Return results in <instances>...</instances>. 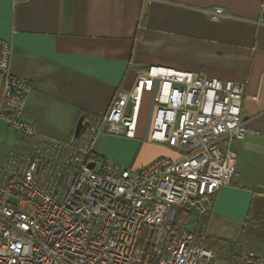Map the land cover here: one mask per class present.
Returning a JSON list of instances; mask_svg holds the SVG:
<instances>
[{"label":"built area","instance_id":"1","mask_svg":"<svg viewBox=\"0 0 264 264\" xmlns=\"http://www.w3.org/2000/svg\"><path fill=\"white\" fill-rule=\"evenodd\" d=\"M208 14L228 18L220 8ZM11 56L12 44L0 38V121L26 139L0 165V264H264L245 248L220 259L203 231L177 220L182 206L207 215L238 175L245 83L150 66L77 136L40 140L24 115L31 84L11 73ZM146 94L147 136L177 158L137 170L101 158L94 144L103 132L135 136Z\"/></svg>","mask_w":264,"mask_h":264},{"label":"crops","instance_id":"2","mask_svg":"<svg viewBox=\"0 0 264 264\" xmlns=\"http://www.w3.org/2000/svg\"><path fill=\"white\" fill-rule=\"evenodd\" d=\"M215 8L228 18L212 20ZM0 38L12 44L11 73L31 84L24 115L40 140L69 138L79 117L103 115L116 91L130 90L150 66L245 83L238 175L216 193L203 226L234 223L239 235L254 195L264 193V0H0ZM2 87L0 75V95ZM140 132H103L94 150L134 170L160 156L177 158L146 131L142 143ZM25 145L0 121V165ZM252 247L262 252L257 244L244 248Z\"/></svg>","mask_w":264,"mask_h":264},{"label":"trees","instance_id":"3","mask_svg":"<svg viewBox=\"0 0 264 264\" xmlns=\"http://www.w3.org/2000/svg\"><path fill=\"white\" fill-rule=\"evenodd\" d=\"M194 213L186 206L179 208V220L187 221ZM198 217V216H197ZM222 259H231L238 256L242 252V244L252 243L260 245L262 248L261 255L264 257V193L257 192L250 204L248 214L242 223L237 240L234 242L222 241ZM215 248L219 246V242L211 244ZM237 248V249H236ZM225 252H224V251ZM226 253L224 257V254ZM220 254V255H221Z\"/></svg>","mask_w":264,"mask_h":264},{"label":"rangeland","instance_id":"4","mask_svg":"<svg viewBox=\"0 0 264 264\" xmlns=\"http://www.w3.org/2000/svg\"><path fill=\"white\" fill-rule=\"evenodd\" d=\"M152 118V113L150 114L149 117V103L148 101H145L143 103V107L141 110V115H140V119H139V123H138V128L139 131H141L140 133L142 134L140 140L141 142H146L148 141L145 137V131L146 128L148 126V119ZM136 151V149H135ZM207 215H201V216H196V215H192L187 221H183V220H179L178 222V226L182 227L184 226L187 230H193V231H200V232H204L205 234L207 233L208 236H206V245H208V247H210V244L216 243L217 241L219 242V246L218 247H214L215 250L219 253H221L222 251V244H223V240L228 241V242H234L235 240H237L238 237V228L235 227L237 225H235L234 223H230L227 224L222 222V223H218L215 222L213 220H211L209 223H207L206 228H207V232L205 231L206 229L203 227L205 222L204 220L207 218ZM236 228V229H234ZM248 243L242 244V247L244 248L245 245H247ZM237 249V248H236ZM247 250V249H246ZM251 252L258 255L260 254V250L258 247H252L250 248ZM224 251V250H223Z\"/></svg>","mask_w":264,"mask_h":264},{"label":"water","instance_id":"5","mask_svg":"<svg viewBox=\"0 0 264 264\" xmlns=\"http://www.w3.org/2000/svg\"><path fill=\"white\" fill-rule=\"evenodd\" d=\"M83 127V117H79L75 129H74V135L77 136L79 134V132L81 131ZM92 167V165H90Z\"/></svg>","mask_w":264,"mask_h":264}]
</instances>
